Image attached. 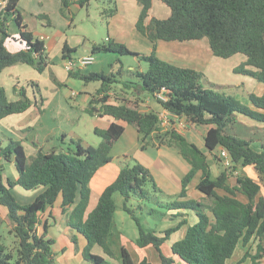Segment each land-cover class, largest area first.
<instances>
[{
  "label": "trees",
  "instance_id": "obj_1",
  "mask_svg": "<svg viewBox=\"0 0 264 264\" xmlns=\"http://www.w3.org/2000/svg\"><path fill=\"white\" fill-rule=\"evenodd\" d=\"M0 1H4L0 3V72L6 66L24 63L42 73L51 64L44 42L27 29L19 0ZM89 1L60 0L61 11L72 3L83 6ZM135 1L140 7L135 28L151 43L150 53L131 52L123 43L111 38L102 43L91 42V52L139 56L147 67L132 73L136 81L123 85L117 94L114 86L117 80L112 75L94 71L82 73L80 69L67 71L69 76L84 82L100 81L84 107L91 116L112 118L106 128L94 127V133L100 137L98 145L82 146L79 141L72 140L74 146L67 150L44 151L32 141L36 150L27 156L19 139L8 137L6 145L0 143V205L7 212V220L1 223H6L8 232L17 240L15 258L0 240V264H54V240L47 237L54 217L52 213L45 218L41 214L58 199L62 212H68L67 226L85 240L81 250L84 260L106 264L109 258H114L121 264H133L128 249L120 243L119 230L114 228L115 193L122 196L121 209L135 221L138 235L134 244L153 246L161 264H172L173 255L187 264H226L239 243L248 249L236 264L246 258H250L251 264H259L264 257V195L260 193L263 185L260 181L264 179V140L258 148H253V138H242L228 131L238 117L264 125V92H249V104H242L223 91L206 87L203 84L206 75L202 71L170 63L155 52L159 40L181 42L206 38L214 56L228 58L240 53L246 57L232 68L233 73L264 84V0H159L169 9V14L162 18L150 13L153 0ZM114 10L109 9V13ZM38 17L46 18V15ZM10 21L17 26L16 39L22 44L14 51L5 44L6 39L12 37L7 30ZM74 50L64 42L62 59H72ZM50 76L55 79L52 73ZM26 86L32 88L33 97L27 94ZM129 90L134 98L127 96ZM13 91L17 98L10 100L0 84V120L38 106L35 94L40 95V88L34 80H28L26 85H14ZM143 92L160 106V110L141 109L139 102L144 100L145 96L140 95ZM158 93L164 98H159ZM41 104L42 101L39 106ZM162 109L183 117L194 127L193 131L198 125H209L205 132L197 130L205 149L214 160L220 161L218 148H225L231 164L225 167L221 163L222 169L213 176L207 154L201 148L174 128L162 130ZM120 121L137 130L142 150L149 145L175 147L189 165L188 171L180 180L179 192L168 195L159 188L146 166L137 160L131 165L126 163L86 213L90 180L111 160L112 146L124 131ZM10 161L17 172L15 179L3 175L4 164ZM245 166L253 168L257 179L238 172ZM194 177L197 178L194 188L201 193V198L188 197L189 184ZM15 186L25 190L41 188V191L31 201L21 203L12 193ZM156 192L165 193L171 201H159ZM132 197L165 207L172 212L170 218H182L162 231L145 228L133 215V208L127 205ZM189 213H192L191 222L187 218ZM184 224L187 226L183 236L170 245L172 255L163 254L162 244ZM71 240L76 244L75 237ZM253 243L255 248L251 253L249 246ZM95 245L103 254L91 251ZM139 264L152 263L143 258Z\"/></svg>",
  "mask_w": 264,
  "mask_h": 264
},
{
  "label": "rangeland",
  "instance_id": "obj_2",
  "mask_svg": "<svg viewBox=\"0 0 264 264\" xmlns=\"http://www.w3.org/2000/svg\"><path fill=\"white\" fill-rule=\"evenodd\" d=\"M22 3L30 8H38L36 0H22ZM43 3L46 18L38 17L39 14L37 13H32V16L28 13H24V16L26 19V25L28 24L27 29H32L35 34L38 32L45 34L47 36L45 38L46 41H51L53 43L52 48L49 49V57L55 79L50 76V71H46V69L42 73H39L36 70H31L37 77V79L32 80L38 83L40 88V95L35 94L38 106H31L33 108H31L25 116H11L2 121L3 126L7 130L14 132L19 138H21V140L25 141L24 145H22L27 156L33 154L29 147L31 145V139L49 145L50 147L54 146L56 150H67L69 147H73L74 145L71 143L72 140L79 141L82 146H97L100 142V137L94 133V127L102 126L101 120L99 117L91 116L84 111V107H86L89 98L96 88L99 87L100 81L92 80L84 82L82 79L68 75L67 70L64 67L66 59H62L61 57V48L64 42H67L70 47L75 49L71 52V58L73 60L84 55H92V63L82 66L80 68L81 72L88 73L94 71L112 75L117 80V82L114 83L117 94L120 93L118 90L121 89L123 85L136 81V78L132 73L137 69L145 70L147 63L139 56L131 54L119 55L113 52L92 53L91 42L102 43L106 42L107 38H111L123 43L131 52L148 54L151 51L148 39L140 34L135 28V21L140 9L135 0H114L113 2H107L105 0H90L83 6L72 3L64 11H61L60 0H43ZM112 8L115 10L110 14L109 9ZM150 11L152 15L161 18L166 17L169 14L168 7L159 0H153ZM205 41L207 42L206 38L201 40L202 43H205ZM200 53L204 57L203 51ZM236 56L242 57L243 55L237 54ZM204 59L197 60V63H195V67L193 68L203 70L207 73H205L207 77L203 81V84L206 87L221 92L223 91L225 94L233 96L245 105H247L249 92L257 93L264 89V84L257 82L255 79H253V84H248V77L232 72L230 66L232 62H237L236 57H219L223 62L220 65H210V69L207 70L204 69L206 68L203 63ZM28 69L32 68L29 67ZM216 69H218V71H216ZM243 77L245 79H243ZM11 78L12 76H9L6 79L9 96H11L12 93V86L10 84ZM240 78H242V82H246V84H241L239 88L233 86V84L238 82ZM27 82L28 81L25 80L21 81V83L25 85ZM28 92V95L33 97L32 88L30 86ZM142 95L149 97L146 92H143ZM40 101H42V104L39 106ZM151 101L153 100L151 99ZM244 120V118L238 117L237 121L228 128V131L242 138H253L254 141L252 147L258 148L260 142L264 140V128L260 129L261 126L253 122L248 123V120H245L246 123ZM169 124L168 128H174V120ZM208 127L209 125H198L196 128L200 132H205ZM188 128L189 127L186 125L180 129V132L188 133L190 132L188 131ZM197 130L193 131L192 129V133L188 135V138H191L190 140L207 154V160L210 164L212 175L215 176L219 170L222 169L221 162L214 160L212 154L205 149ZM62 135H64V137H62ZM46 137L48 138V141L44 140ZM7 139L8 136L5 129L0 126V141L3 146L7 144ZM128 142L129 134L126 133L124 139L119 140L115 144L112 154L123 150L124 152H128L130 155V165L134 163L136 158H144L141 155L142 153H145L149 158L154 155L152 149L146 150L147 147L143 150L140 147L139 149H136V147L132 146V143ZM164 147L166 148H163V150L168 153H163L164 156L162 162L169 164V170L167 172H172H165V175L169 174L170 179L167 180L168 177L160 174V172H164L163 170L166 165L158 166L159 171L153 169L155 174L153 177L161 190H163L164 186L165 188L172 190V188H175V184L180 188V180L185 171L182 169L179 162L173 158L174 155L172 154V156L170 154V151L174 150L169 149L168 147L170 146ZM183 161L185 160L183 159ZM247 167L251 169V171L253 170V168L249 166ZM15 170L13 167V161L4 164V174L9 178L15 176ZM240 173L246 174L244 170ZM177 175L179 177L175 181ZM233 180L234 178L232 177L231 181ZM196 181L197 178L194 177L189 186L192 187L191 184L194 185ZM260 182L263 184L260 191L261 193L262 191L264 192V179ZM40 189L41 188L25 190L20 186H15L12 189V193L17 201L22 202L35 196ZM187 193L189 198H194L191 190ZM156 197L159 201L164 203L170 202L172 199L169 196H165V193L159 194V192H156ZM114 200L117 204V209L114 213V228L121 230L124 233L128 238L126 242L132 249L134 247L131 245L129 238L135 240L133 238L138 235L135 221L127 212L121 210L122 196L119 193L114 194ZM127 205L133 208V215L145 228L156 230V226L161 224V222L168 220L174 222V220H171L173 218H170L169 210L155 204L151 200L141 201L132 197L128 200ZM123 216H125L127 220L122 219ZM169 221L168 223H170ZM48 231L49 235L53 238H57L56 235L58 234H63V230L58 223L49 226ZM78 235L79 234L75 235L76 244L73 242L76 250L80 246L81 240ZM173 237L179 239L180 234L176 233L169 236L167 243H164L161 247L164 252L168 250V244L173 240ZM0 240L5 244L6 250L11 253L13 258H15L17 240L10 232H8V226L5 222L0 224ZM112 246L115 248L117 247V244L116 246L115 244ZM96 249L99 248L96 246ZM242 249L243 247L239 244L234 251L232 259L235 258V256L240 255ZM88 263L91 264L90 262Z\"/></svg>",
  "mask_w": 264,
  "mask_h": 264
},
{
  "label": "crops",
  "instance_id": "obj_3",
  "mask_svg": "<svg viewBox=\"0 0 264 264\" xmlns=\"http://www.w3.org/2000/svg\"><path fill=\"white\" fill-rule=\"evenodd\" d=\"M36 2H37V5H38V8H33V7L30 8V7L26 6L25 4H23L22 0H19V8H20V11H21V14H22V17H23V21L25 23H26V19H25L24 13H28L31 16H32V13L45 14L43 0H36ZM0 3L2 5L4 3V1H0ZM152 3H153V1H152ZM150 10H151V8H150ZM150 13H151V11H150ZM27 26H28V24H27ZM7 30L12 35V37L11 38H7L5 44H6V47L10 51H14L18 47L22 46V44L16 39V37H17V26L13 22L10 21V22L7 23ZM28 30H30L34 34V36H36L37 38L41 39L44 42L45 49H46L47 54L49 56V53H50L49 49L52 48L53 43L51 41H46L45 38L47 36L45 34H41L40 32L35 34L33 32V30L30 29V28H28ZM202 39H204V38H202ZM202 39L181 41V42L180 41H163V40H159L156 43V51L155 52H156V55L159 58H161L163 60H166V61H168L170 63L179 65V66H185V67L193 68V67H195V63H197V60H203L204 58L205 59H204L203 63H204V66L206 67L204 69H206V70L210 69V67H211L210 65H220L223 61H221V59H219L218 56H214L211 53V50H210L209 45H208V41L207 42L205 41V43H202L201 42ZM149 44H150V48L152 49V45H151L150 42H149ZM201 51H203L204 57L200 53ZM237 54H240V53H237ZM237 54H234V55H232V56H230L228 58H235L236 57L237 58L236 59L237 60L236 63L239 64L240 62L244 61L246 57L243 54H242L243 55L242 57H237L236 56ZM236 63L232 62L230 68L235 67L237 65ZM192 65H194V66H192ZM26 66H29V65L24 64V63H15V64H12V65L4 67L2 69V71L0 72V84L3 85V87L5 88L6 95H7L8 99L13 100V99L17 98L16 92H13V86L14 85H17V86L25 85V84H22L21 81H23V80L28 81V80H32V79H37L35 73L33 71H31V70H35V69L33 67H31V66H29V67L32 68V69H28L29 67H26ZM194 69H196V68H194ZM52 70H53V68L51 67V64H49V66L46 69V71H50V74L51 73L53 74ZM196 70H198V69H196ZM199 71H202L204 74L206 73L203 70H199ZM216 71H218V69H216ZM24 75H26V76H24ZM9 76H12L11 82H10V84L12 86L11 96L8 95V88L6 86V79ZM53 76H54V74H53ZM244 77H248V81H247L248 84H253L252 82H254V81H253L252 77H249V76H244ZM244 77H243V79H245ZM243 79L240 78V80H238V82H235L233 84V86H236L237 88H239L241 84L245 85L246 82H242ZM28 88H29V86H26L27 94H29ZM262 91L264 92V89H262L261 92H257V93H259V94L263 93ZM140 95L142 97H144L142 94H140ZM127 96H129L130 98H134V96H132V93H131L130 90H129ZM141 96H140V98H141ZM139 104L141 105V109L142 110H148L150 108H154V109L160 110V106L158 104H156L155 102L151 101V99L149 97H144V100L140 101ZM247 104H249L248 103V99H247ZM31 108H33V107H30L26 111H24L22 113H19V114H11V115L5 116L4 118H2L0 120V126L5 129L8 137H12L14 139L21 140V138H19V136H17L14 132L7 130L3 126L2 121L4 119L8 118V117H11V116H17V117L25 116V114H27V112H29V110H31ZM163 112H164V110L162 109L160 111V113H163ZM99 119L102 122V124H101L102 126H97V127H101V128H106L109 125V123L112 121V118L109 117V116H102V117H99ZM169 119H170L171 122H173L172 117H169ZM245 120H247V119H245ZM247 122L250 123V122H253V121L248 119ZM121 123L124 126V131L121 134V136L114 142V144L112 146V149H111V152H110L111 160L109 162H107L106 164H104L103 166H101L99 168V170L95 173V175L90 180V183H89V185H90V198H89V202H88V205H87V208H86V213H88L95 206L100 192L102 191V189L107 184H109L112 180H114V178L116 177L117 173L119 172L121 166L126 164V163L129 164L130 155H129L128 152H126V151L124 152V150H123L121 152H117V153L115 152L114 154H112V152L114 150V147H115V144L119 140H123L124 137H125V134L128 133L129 134V142L128 143H132V146L136 147V149H139V147H140V145H139L140 144L139 143V134H138L137 130L130 124H127V123H125L123 121ZM187 126L189 127L188 131H190V132H188V133L180 132L186 138H188V135H190V133H192V129L194 128L190 124H187ZM249 126L255 127L253 125H249ZM259 126H261V125H259ZM262 128H264V125H262L260 129H262ZM162 130H165V128L162 127ZM190 139H189V141H191ZM260 139H263V138H260ZM44 140L48 141V138L46 137ZM32 141H35V140L31 139V145L30 146L28 145V146L30 147V151L32 153H34L36 148L33 146ZM21 142L24 145L25 141L21 140ZM36 142H37L38 146L41 147L44 151H50V150L55 149L54 146L50 147L49 145L42 144L39 141H36ZM0 143H1V145H3L1 141H0ZM164 146H166V145H160V146L149 145V146H147L146 150H151L152 149L154 151V155L149 158V157H147L145 155V153H142L141 155H142V157L145 158V160H144V158H136L135 160L139 161L141 164L146 166L151 171L153 176L155 175L153 169H155L156 171H159L158 170V166L166 165L164 170H163L164 172H162V173L160 172V174L164 175L165 177H168L167 180H169L170 179L169 174L165 175V172H167L169 170L168 169L169 168V164L162 162L164 154L168 153V152L163 150V148H166ZM168 148L171 149V150H174V151H170L171 153L170 152L169 153L171 155L173 154L175 156L174 157L172 155L173 158H175L177 160V162H179V164L181 165L182 169L185 171L184 172V174H185L186 171L189 168V165L187 164L186 161H183V158L181 157V155L179 154V152H178V150L176 148L171 147V146L168 147ZM13 167H14V165H13ZM249 167H251V166H249ZM14 170H15V167H14ZM242 170H244L246 172V175H249L252 178H254L256 176L254 171L253 170L251 171V169H249L247 166L240 167L238 169L239 173ZM171 172H167V173H171ZM3 175H4V177H6V175L4 173H3ZM16 177H17V172L15 170V176L12 179H15ZM178 177L179 176L177 175V178H175V181L178 179ZM161 187H163V186H161ZM179 190H180V188H178L176 186V184H175V188H172V190H170L169 188H165V186L163 187V191L166 194H168V195H176L179 192ZM188 190L189 191L191 190L194 198H201V196H202L201 193H199L194 188V185H192V187L189 188ZM39 191H41V189ZM261 194L263 195L264 192L262 191ZM34 197L35 196L30 198L29 200H24L21 203L29 202ZM121 210L123 212H125L123 209H121ZM168 212L170 214L172 213L170 211H168ZM49 213H52V215L54 217L53 222H52L51 225H53V224L55 225V224L58 223V224H60L61 229L63 230V234L56 235L57 238H53L52 236H50L49 235V231H47V237H49V238L54 240V243L52 245V248H53V251H54V254H55L54 255L55 256L54 257V262H55L54 264H89L86 260L83 259L82 255H81V250H82V248H83V246L85 244V240H84L83 236H81L80 234H79L80 236L78 235V237L81 239L80 240V246L78 247L77 250L74 248V244H73V242L71 240V237H75V235L78 234V233L75 232L74 230H71L67 226V224H66V216H67L68 212L67 211L62 212L61 207H60V200L59 199L56 200L55 203L52 206L47 207L46 211L43 212L41 214V216H43V218H45V217H47V215ZM6 215H7L6 209L0 205V224H1V220H5V221L7 220V216ZM181 218L182 217L179 216L177 219H171V220H174V222L173 221H169L167 219L170 223H168V221L161 222V224L156 226V230L155 231H157V232L158 231H162V230H164L167 227L174 226V225H176L177 221L179 219H181ZM187 218H188L189 222H191L192 221V219H191L192 218V213H189L187 215ZM122 219L127 220L125 216H123ZM50 220H52V219H50ZM186 226H187L186 224L182 225L178 230H176L172 234L174 235L176 233H179L180 234L179 238H181L183 236L185 230H186ZM119 232H120V236H119L120 243L123 244L128 249V251H129V253L131 255L133 264H139V262L143 258H146L152 264H161V261H160V258H159V254H158V252L156 251V249L153 246L147 245L145 247H138V246H136L134 244V240L129 238L130 239L129 241H131V245L134 247V248L131 249L128 246L127 242H126L128 238L124 235V233L121 230H119ZM135 238H133V239H135ZM172 239L173 240H171V242H169V244H168L169 245L168 250H166L164 252V250L161 249L162 252L165 255H167V256L172 255V253L170 251V245L172 244V242L174 240H176L178 238L177 237H173ZM164 243H167V240ZM163 244H162V246H163ZM239 244H241V243H239ZM254 245L255 244L253 243V244H251L249 246V251L251 253L254 252V248H255ZM96 246L97 245L93 246L92 252L98 253V254H103V252L101 251L100 247L97 246L100 249V251H99V249H96ZM241 246L243 247V249L240 251V255L235 256V258L232 259V256L234 254V252H233L232 256L227 260L226 264H236L237 263V261L243 255V253L248 249V246H243L242 244H241ZM172 257L174 259V262L172 264H187L184 261H182L176 255H173ZM106 264H121V263H120V261L118 259L109 258L108 262ZM241 264H251L250 258H246ZM259 264H264V257L262 258V260H261V262Z\"/></svg>",
  "mask_w": 264,
  "mask_h": 264
},
{
  "label": "built area",
  "instance_id": "obj_4",
  "mask_svg": "<svg viewBox=\"0 0 264 264\" xmlns=\"http://www.w3.org/2000/svg\"><path fill=\"white\" fill-rule=\"evenodd\" d=\"M92 61H93L92 55H84L76 60L67 59L64 62V67L67 71L73 70V69H80L82 66L92 63ZM157 95L159 98H164L162 93H158ZM160 116H161V126L164 128H168V126L170 125L169 123H171L169 117H172V119L174 120V124H175L174 128L178 132H180L181 128L187 125V122L183 117L169 113L168 111L164 110L163 113H160ZM217 155L219 157L220 162L223 164V166L226 167L231 164L230 155L225 148L219 147L217 151Z\"/></svg>",
  "mask_w": 264,
  "mask_h": 264
}]
</instances>
